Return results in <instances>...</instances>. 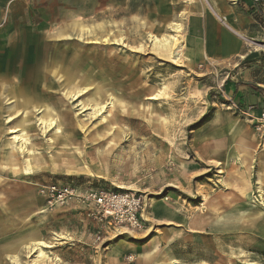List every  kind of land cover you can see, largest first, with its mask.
I'll list each match as a JSON object with an SVG mask.
<instances>
[{
	"label": "rangeland",
	"instance_id": "obj_1",
	"mask_svg": "<svg viewBox=\"0 0 264 264\" xmlns=\"http://www.w3.org/2000/svg\"><path fill=\"white\" fill-rule=\"evenodd\" d=\"M207 16L244 36L243 63L206 58ZM0 17V81L62 57L84 89L54 91L46 129L0 88V264H264V119L216 99L245 64L264 75V0H0ZM98 87L116 107L95 113Z\"/></svg>",
	"mask_w": 264,
	"mask_h": 264
},
{
	"label": "bare ground",
	"instance_id": "obj_2",
	"mask_svg": "<svg viewBox=\"0 0 264 264\" xmlns=\"http://www.w3.org/2000/svg\"><path fill=\"white\" fill-rule=\"evenodd\" d=\"M173 28L176 29L177 31H179L182 27L179 23H174ZM108 41H109L108 39L105 40V42H108ZM38 43L44 44V42L42 43V41H39ZM37 46H38V44H37ZM29 49L31 52H32V50H34L33 48L29 47L28 51H29ZM39 49L40 48L35 49L36 53L39 51ZM29 56H31V55L29 53H27V60L29 59ZM60 56H61V54H60ZM61 59H62V57H60L59 60L52 61L48 65V67L45 71H42V70L38 71L37 68L39 65L36 63L33 64L31 67L26 68V69H28L27 70L28 73L26 74L27 77L24 78L25 80L18 81L17 83H14V82L9 83L8 81H5V82L0 81V88L3 87L5 89H7L9 91L8 96H9L10 100L14 99L15 105L12 109H9L10 110L9 112H11L12 115H15L21 111H24V113H25L24 114V124L25 125L29 126L31 112L34 109L43 110V115L40 118V121H41L42 125L46 126V129L51 128L54 125H56V126L59 125L60 124L59 123V117H58V115L55 114V109L52 107V105H55L56 107L60 108L61 107L60 106L61 98L59 97L56 99L54 96H56L57 94H53L54 91L56 89L59 92L65 90L66 91L65 95L67 97L71 96L73 99H75L81 92H83L84 89L83 90L79 89V82L74 77L77 74L81 75V71L78 69L77 70L73 69V71H74V73H73V71L71 70L72 64H70L69 66H62L60 63ZM77 61H78V58H77L76 62ZM31 64H32V61L28 63V65H31ZM30 69H33V71L30 72ZM86 71H88V69H86ZM51 78H52V80H53V78H56L59 80H62V78H64V80L62 82H60L56 88V86L52 83ZM98 79H100V78H98L97 76H93L92 80H90L88 85L89 86L96 85ZM26 80L31 82L33 90L31 89V90L25 92L23 95H20L18 92V88L22 87L21 84H24ZM7 86H9V88H7ZM101 90H102V88L98 87L97 91L93 94L92 99H91L93 102L92 106L98 108L95 113H98V112L103 111L105 109L104 104L108 100L107 97H110V96L113 97L111 99V103L115 107L118 104V102H120V100L118 98L114 97L113 94H111V93L105 92V90H104V92L99 93ZM50 96H52V98H53L52 100H55L54 103H52V102H51V104L49 103ZM0 104H1V99H0ZM11 104H13V102ZM11 120L12 119H10V121ZM59 128H61V126H59ZM16 129H17V127L12 128L11 130L13 132H16L15 131ZM17 138L18 137L16 136L15 140H17ZM51 246L48 247V243L43 242V241H38V242L31 243L28 246V248H30L31 251L39 252V257L43 258L45 256V253L42 249L43 248H52Z\"/></svg>",
	"mask_w": 264,
	"mask_h": 264
},
{
	"label": "crops",
	"instance_id": "obj_3",
	"mask_svg": "<svg viewBox=\"0 0 264 264\" xmlns=\"http://www.w3.org/2000/svg\"><path fill=\"white\" fill-rule=\"evenodd\" d=\"M10 20L9 18L0 17V24L4 27ZM227 26L223 25L219 19L216 20L207 16L200 25L197 34V38L200 40L197 42L201 47V51L207 53V59L221 61L240 57L242 58L241 64L251 53L245 54L242 39L244 36L240 31L228 24ZM258 63L249 62L244 67H240L234 76L224 81L218 89L216 99L226 102L232 101L242 110L253 108L257 110L256 113H263L264 82L262 79H264V75L257 77L260 69V66H257ZM248 66L253 68H247Z\"/></svg>",
	"mask_w": 264,
	"mask_h": 264
},
{
	"label": "built area",
	"instance_id": "obj_4",
	"mask_svg": "<svg viewBox=\"0 0 264 264\" xmlns=\"http://www.w3.org/2000/svg\"><path fill=\"white\" fill-rule=\"evenodd\" d=\"M229 104L231 105V107L233 108H235V109H239V107L237 106V105H235L232 101H229ZM255 109H253V108H250L248 111H254ZM262 118L264 119V112L262 113ZM56 191V188H52V194H55V193H57V192H55ZM103 194H100L99 196H98V203H102V202H104L105 201V198H103V196H102ZM59 196H61L60 198H62L63 196H64V193H61ZM94 198H97V195H95L94 196ZM110 198H112V199H119V200H124V201H127V198H129L127 195L126 196H119V195H114V194H112V196H110ZM136 204H137V207L140 205V200H137L136 201ZM108 211V210H107ZM107 214H112L113 212L111 211V212H106ZM113 215V214H112Z\"/></svg>",
	"mask_w": 264,
	"mask_h": 264
}]
</instances>
